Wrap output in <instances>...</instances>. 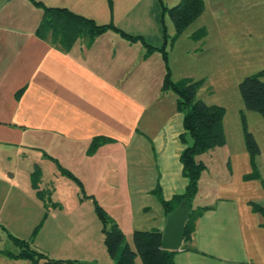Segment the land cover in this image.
I'll use <instances>...</instances> for the list:
<instances>
[{"label": "crops", "instance_id": "1", "mask_svg": "<svg viewBox=\"0 0 264 264\" xmlns=\"http://www.w3.org/2000/svg\"><path fill=\"white\" fill-rule=\"evenodd\" d=\"M103 1L0 0V264L30 263L8 255L19 250L9 234L28 240L39 224L32 248L51 258L81 259L82 250L104 238L102 225L100 238L95 236L101 222L93 200L133 248L134 230L160 231L164 225L166 214L153 190L159 186L163 198L170 199L187 184L179 159L185 146L182 114L176 95L160 88L166 73L161 53L144 57L141 42L113 31L90 42L78 39L68 51L36 34L43 6L78 10L101 8ZM128 2L112 0L120 9L113 13L120 27L117 20L127 23L129 17L124 12ZM102 16L108 17L105 11ZM95 137L105 139L92 149ZM185 140L192 141L188 134ZM104 149L110 153L105 164L97 157ZM27 152L32 156L21 172ZM246 157L243 153L238 174L248 171ZM44 164L54 176L68 171L79 186H91L89 192L53 191L54 205H46L31 179L35 169L42 176ZM104 183L110 188L103 189ZM217 188L215 202L196 219L174 264H264V218L249 205L259 203L254 181L226 178ZM72 230L83 234L71 237L67 231Z\"/></svg>", "mask_w": 264, "mask_h": 264}, {"label": "rangeland", "instance_id": "2", "mask_svg": "<svg viewBox=\"0 0 264 264\" xmlns=\"http://www.w3.org/2000/svg\"><path fill=\"white\" fill-rule=\"evenodd\" d=\"M178 1L129 0L124 8V12L129 16L127 23H124L121 18L117 21L132 30L133 33L126 32L122 26L120 27L114 22L113 13L114 11L117 13L120 9L114 8L112 0L103 1V5H100L103 9L85 6L78 7V10L68 9L74 13L91 17L97 23L110 22L118 29L133 36H141L145 42L149 41L153 45H163L164 36L167 35L166 51L171 77L178 79L184 76L193 80L204 78L205 81L198 89L196 98L225 109L223 127L226 142L197 157L198 160L203 161L206 167L198 179V193L192 206H208L207 204L214 203L217 186L226 178H238V176L243 181H254L257 202L264 205V119L260 113L244 108L238 90V83L245 76L264 69V0H203L204 11L171 46L170 40L174 33V27L168 13L162 9V5L171 7ZM103 11L108 16L106 20L102 18ZM201 27L206 29V35L197 40L192 39V33ZM116 33L119 34V32ZM135 41L141 42V39ZM155 53L160 56L159 50H156ZM167 92L168 96L174 94L172 91ZM244 125L247 131L252 133L259 146V153L252 159L259 174V177L255 179L243 178L244 175L252 171L251 158L245 147ZM188 138H190L189 135ZM243 153H246L247 156L248 171L238 174L243 165ZM109 155L110 153L104 149L103 152L97 154V157L99 159L102 157L101 160L105 164ZM31 156L32 153L27 152L24 160L20 161L21 172ZM13 160L14 157L12 160L5 159L6 162ZM42 170L43 174L38 187L43 192L47 205H52L50 192L53 191L61 195L74 194L75 192L83 194L85 190L89 192L91 186H86V188L79 186L72 177L66 174L62 177V174L57 171V175L54 176L52 168L47 164H44ZM118 175H124L123 169L118 171ZM107 187L110 188L107 183L102 186L103 189ZM97 222L100 227L96 228L95 236L100 238L101 223ZM67 233L74 238L83 234L82 231L73 232V230L67 231ZM59 234L61 235V233ZM126 241L125 239L119 248L118 255ZM130 244L133 246L131 242ZM82 251L79 254L81 259H70L104 264L102 261L111 258L103 239L100 243L94 244L91 249ZM111 260V264H114L115 259L111 258ZM132 264L143 263L140 257L136 256Z\"/></svg>", "mask_w": 264, "mask_h": 264}, {"label": "trees", "instance_id": "3", "mask_svg": "<svg viewBox=\"0 0 264 264\" xmlns=\"http://www.w3.org/2000/svg\"><path fill=\"white\" fill-rule=\"evenodd\" d=\"M37 5H41L40 1H34ZM162 9L166 11L172 21L174 33L171 36L170 45H172L185 29L196 20V18L204 11L203 0H179L175 5L166 7L162 5ZM108 30L119 32L124 38L135 41L141 39L144 46V57H147L154 50H159L166 67L161 90L172 91L176 95V109L182 114L183 133L180 134L181 141L185 144L180 153V162L182 164V174L187 180V184L182 193L173 195L170 199H164L159 186L153 190V194L160 201L165 214L171 212L180 201H185L189 209V218L185 222V233L183 241L188 242L194 231L196 219L209 206H192V202L198 193V179L205 168L202 160H198V156L208 153L216 146L225 144L226 137L223 127V116L225 109L219 105L207 104L201 99L196 98L198 89L203 83V79L193 80L183 77L173 80L170 75L168 65V54L165 50L168 40L167 35L164 36V44L156 47L144 41L141 36L130 35L112 23H97L93 18L74 13L66 7L43 6V14L37 26L36 34L63 51H68L78 39H86L89 42L97 36ZM206 35L204 27L194 31L191 35L192 39L197 40ZM264 69L255 74L245 76L238 83V90L241 96L243 106L247 110L256 111L261 114L264 119ZM243 116V114H242ZM245 147L251 158L252 171L244 175V179H255L259 177L258 172L252 162V159L259 153V146L255 141L251 132L247 131L244 125ZM191 138V143L186 144L185 135ZM105 138L95 137L92 139L91 148L95 149L101 140ZM80 184L71 173L64 171ZM40 170L35 169L31 173L32 186L37 189L40 180ZM36 194L44 201V194L37 189ZM94 201V210L101 222L103 240L106 250L111 258H114V264H132L136 256H139L143 264H174V255L176 250L163 249L160 245L161 233L159 230H134L132 234L133 248L125 244L119 255L118 250L125 241L124 234L113 221L106 211ZM45 203V201H44ZM46 204V203H45ZM51 204H53L51 202ZM47 205V204H46ZM54 205V204H53ZM249 205L253 212L259 213L264 218V206L259 203L249 201ZM46 214H44L45 218ZM43 218V219H44ZM39 226L33 230L31 237L20 239L9 234L10 239L17 246L18 253L8 255L26 258L29 264H96L94 262H84L76 259L51 258L31 247V242L36 235ZM264 226V222L262 223ZM184 249L196 250L191 246L184 245ZM110 264V263H104Z\"/></svg>", "mask_w": 264, "mask_h": 264}, {"label": "water", "instance_id": "4", "mask_svg": "<svg viewBox=\"0 0 264 264\" xmlns=\"http://www.w3.org/2000/svg\"><path fill=\"white\" fill-rule=\"evenodd\" d=\"M189 209L185 201L179 204L169 212L165 217V222L160 230V245L163 249L179 250L182 245L185 233V222L189 218Z\"/></svg>", "mask_w": 264, "mask_h": 264}]
</instances>
